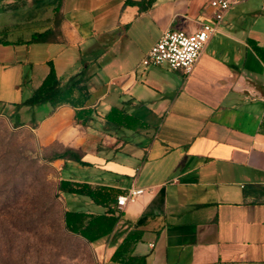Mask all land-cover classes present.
Here are the masks:
<instances>
[{
	"label": "crops",
	"instance_id": "crops-1",
	"mask_svg": "<svg viewBox=\"0 0 264 264\" xmlns=\"http://www.w3.org/2000/svg\"><path fill=\"white\" fill-rule=\"evenodd\" d=\"M13 2L0 0V115L17 111L49 62L61 86L84 71L93 118L81 125L69 105L33 108L44 112L39 143L75 150L86 163L54 161L61 180L118 196L145 189L120 210L113 195L104 205L87 197L102 212L83 213L120 216L94 243L73 235L94 264H128L111 257L140 224L127 255L145 264H264V0L232 7L189 74L142 60L165 31L213 23L209 0H60V41L45 43L28 41L52 27V8L44 22L29 16L20 27L6 10ZM111 109L145 128L106 122Z\"/></svg>",
	"mask_w": 264,
	"mask_h": 264
},
{
	"label": "rangeland",
	"instance_id": "rangeland-1",
	"mask_svg": "<svg viewBox=\"0 0 264 264\" xmlns=\"http://www.w3.org/2000/svg\"><path fill=\"white\" fill-rule=\"evenodd\" d=\"M10 5L6 10L17 14L19 26L28 24L29 0ZM49 13L50 8L37 12L38 22ZM8 116L0 115V264H94L90 247L64 228V203L71 211L102 208L87 197L59 192L61 164L48 159L61 148L40 144L36 134L44 112L25 107L17 127Z\"/></svg>",
	"mask_w": 264,
	"mask_h": 264
},
{
	"label": "trees",
	"instance_id": "trees-1",
	"mask_svg": "<svg viewBox=\"0 0 264 264\" xmlns=\"http://www.w3.org/2000/svg\"><path fill=\"white\" fill-rule=\"evenodd\" d=\"M60 0H29L31 5V11L29 16L32 18L37 15V12L43 11L47 8H52V27L43 31L34 33L29 43H45V42H59L58 38L59 27L62 22V17L59 12ZM14 8V6H11ZM35 13V14H34ZM0 43L7 44L6 41L0 40ZM49 72L43 79L39 87H37L32 94L16 105L17 111L21 107L36 108L45 105H49L55 109L61 105H69L74 110V121L77 124L86 125L94 116L92 109L84 108L85 102L89 98V92L87 89V77L83 71L81 75L66 84L61 86L60 80L56 75L52 62L48 63ZM17 111L8 117L16 121L14 127L20 126L19 117ZM105 121L113 124L117 127H124L129 130L136 131L138 128H145V126L138 120L126 115L125 113L111 109L104 117ZM56 160H69L79 164H86L81 160L79 152L72 149H65L61 152L54 153L49 159V162ZM58 190L62 193H68L73 195H82L88 197L96 204L104 205L106 202L112 201L113 195L115 204L117 202V196L114 192L106 194L101 193L99 190H93L88 185L77 184L69 181L60 180L58 184ZM120 219L119 214L108 209L106 213L101 215L87 214L77 211H65L63 214V224L65 230L76 236H80L86 239L89 243H94L104 237L109 236L116 224ZM145 224L136 225L132 231H130L123 239L122 243L117 247L111 259L113 261H125L128 264H145V258L129 257L128 251L134 243H136L141 236V227Z\"/></svg>",
	"mask_w": 264,
	"mask_h": 264
},
{
	"label": "built area",
	"instance_id": "built-area-1",
	"mask_svg": "<svg viewBox=\"0 0 264 264\" xmlns=\"http://www.w3.org/2000/svg\"><path fill=\"white\" fill-rule=\"evenodd\" d=\"M243 1L246 0H209L214 19L213 23L203 24L192 33L165 31L143 58L142 65L145 67L165 65L169 69L180 70L185 74H189L225 14ZM144 192L145 189L143 188H129L125 193L117 196V209L120 210L127 204L134 203Z\"/></svg>",
	"mask_w": 264,
	"mask_h": 264
}]
</instances>
